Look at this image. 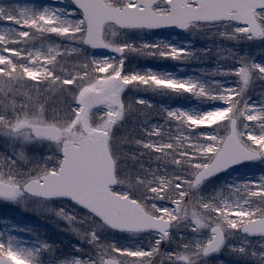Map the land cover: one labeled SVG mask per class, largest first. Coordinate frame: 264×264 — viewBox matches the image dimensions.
Instances as JSON below:
<instances>
[{
    "label": "snow or ice",
    "instance_id": "1",
    "mask_svg": "<svg viewBox=\"0 0 264 264\" xmlns=\"http://www.w3.org/2000/svg\"><path fill=\"white\" fill-rule=\"evenodd\" d=\"M0 264H264V0H0Z\"/></svg>",
    "mask_w": 264,
    "mask_h": 264
}]
</instances>
